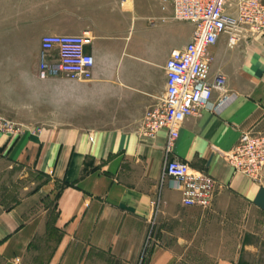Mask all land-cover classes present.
Returning a JSON list of instances; mask_svg holds the SVG:
<instances>
[{
	"label": "crops",
	"instance_id": "crops-1",
	"mask_svg": "<svg viewBox=\"0 0 264 264\" xmlns=\"http://www.w3.org/2000/svg\"><path fill=\"white\" fill-rule=\"evenodd\" d=\"M151 5L27 0L43 10L31 29L38 44L28 65L0 63V114L28 122L18 136L0 132V185L16 180L0 191V264H190L191 249L201 252L198 264H242L246 245L229 234V217L244 218L238 203L264 214V166L254 180L228 153L245 134L264 133V33L233 46L222 35L210 48L211 76L224 74L226 92L215 90L186 118L170 156L212 175L216 195L208 208L186 206L176 182L163 181L167 130L148 136L143 122L162 102L165 63L193 25L180 44L171 7ZM85 31L93 76L40 78L41 37Z\"/></svg>",
	"mask_w": 264,
	"mask_h": 264
},
{
	"label": "built area",
	"instance_id": "built-area-1",
	"mask_svg": "<svg viewBox=\"0 0 264 264\" xmlns=\"http://www.w3.org/2000/svg\"><path fill=\"white\" fill-rule=\"evenodd\" d=\"M162 8L170 6L172 18L193 25L190 40L174 49L165 63L166 86L162 102L144 116V132L154 136L162 129L168 132L165 144L163 181L176 182L186 206L210 207L216 195V179L207 172L193 169L187 162L171 157L180 128L189 116L208 103L215 90L226 92V77L211 76V46L222 35L230 46L242 38L264 33L262 0H159ZM88 31L82 34H45L41 39L39 77L46 79L64 74L70 78L93 76L95 58L85 50L92 42ZM224 93L217 108L228 101ZM25 126L0 114V132L18 136ZM233 168L262 180L264 166V133L245 134L228 153Z\"/></svg>",
	"mask_w": 264,
	"mask_h": 264
},
{
	"label": "rangeland",
	"instance_id": "rangeland-1",
	"mask_svg": "<svg viewBox=\"0 0 264 264\" xmlns=\"http://www.w3.org/2000/svg\"><path fill=\"white\" fill-rule=\"evenodd\" d=\"M148 10L152 7V0H142ZM13 4L14 7L12 6ZM13 18L15 21L19 22V27L15 22L6 20H11ZM43 21V10L42 9H32L27 8V0H20L19 2H14L13 0H0V63H4L8 66H15L17 61L28 65L30 59V49L37 45L39 39V32L31 31L35 29L36 26ZM6 23V24H5ZM180 31L179 42L180 44L185 42L187 35L189 33L190 23L176 21ZM42 38V37H41ZM41 46V39L39 41ZM29 57V58H28ZM3 62V63H2ZM11 120V119H10ZM15 121V120H13ZM26 127L28 122L15 121ZM5 184L0 185V191L10 193L8 191L14 190L16 187V180L12 176H6L4 178ZM14 183V186L12 184ZM2 188V189H1ZM12 192V191H11ZM10 203V202H9ZM215 207V206H214ZM213 206L211 208H214ZM237 207L240 213H244V218L241 216L229 217L233 221L228 222V232L232 234L235 239H241L246 245L243 247V259L242 264H264V214L258 213L257 211L246 207L242 203H238ZM221 219H224L223 217ZM220 219V220H221ZM242 222L243 225L240 223ZM217 228H222L221 225H217ZM216 227L213 228L212 232L216 231ZM220 231V229H218ZM153 229L149 230V234H152ZM148 247V245H147ZM145 247L143 252V257L146 255L148 248ZM191 261H196L198 264L202 262L201 252L199 250L191 249ZM188 264V263H186ZM202 264V263H201Z\"/></svg>",
	"mask_w": 264,
	"mask_h": 264
}]
</instances>
